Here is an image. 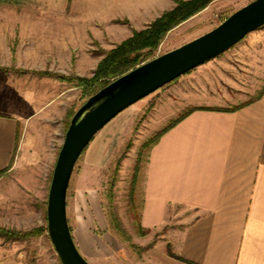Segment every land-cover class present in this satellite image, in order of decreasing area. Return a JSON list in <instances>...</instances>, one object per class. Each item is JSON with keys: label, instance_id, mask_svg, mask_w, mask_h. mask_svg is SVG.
I'll return each instance as SVG.
<instances>
[{"label": "rangeland", "instance_id": "1", "mask_svg": "<svg viewBox=\"0 0 264 264\" xmlns=\"http://www.w3.org/2000/svg\"><path fill=\"white\" fill-rule=\"evenodd\" d=\"M253 1H213L168 32L153 58L210 32ZM173 7L171 0H0V112L18 119L13 162L0 174V229L9 235L0 237V264H61L47 235L46 205L64 134L90 98L76 80L89 79L106 52ZM72 28L74 39L63 40ZM220 56V64L185 79L188 90L208 93L203 102L228 105L241 92L248 101L263 95L264 26ZM182 76L146 97H152L150 105L101 167L87 162L97 143L74 166L66 214L74 244L89 264H138L148 246L167 235L148 236L138 228L150 151L143 146L164 128H158L163 116L154 108L178 93L170 86ZM192 108L187 102L168 123ZM166 251L174 256L169 246Z\"/></svg>", "mask_w": 264, "mask_h": 264}, {"label": "crops", "instance_id": "2", "mask_svg": "<svg viewBox=\"0 0 264 264\" xmlns=\"http://www.w3.org/2000/svg\"><path fill=\"white\" fill-rule=\"evenodd\" d=\"M74 31L62 39L73 40ZM221 60L219 55L182 76L170 86L178 93L154 108L163 116L158 128L187 102L201 109L164 133L148 153L138 228L148 236L167 235L148 246L138 264H264V93L237 108L250 99L246 93L230 105L206 103L201 95L208 93L183 83ZM150 101L134 103L94 136L87 146L91 151L97 143L88 152L90 166L101 167ZM17 120L0 112V172L12 164Z\"/></svg>", "mask_w": 264, "mask_h": 264}, {"label": "water", "instance_id": "3", "mask_svg": "<svg viewBox=\"0 0 264 264\" xmlns=\"http://www.w3.org/2000/svg\"><path fill=\"white\" fill-rule=\"evenodd\" d=\"M263 26L264 0H254L210 32L113 80L76 111L55 162L46 205L47 235L61 264H89L74 244L66 197L74 166L94 136L134 103L221 55Z\"/></svg>", "mask_w": 264, "mask_h": 264}, {"label": "trees", "instance_id": "4", "mask_svg": "<svg viewBox=\"0 0 264 264\" xmlns=\"http://www.w3.org/2000/svg\"><path fill=\"white\" fill-rule=\"evenodd\" d=\"M171 1L174 4L172 9L163 12L158 18L148 24L145 28L139 31H133L132 35L128 39L115 46V48L112 50L106 52L98 62L94 72L92 73V76L89 79L76 80V86L83 89L84 98L87 99L91 97L113 80L149 61L151 58H153L159 45L164 40L168 32L187 21L191 17L195 16L204 10L210 3L216 0ZM256 99L257 98L241 104L237 108L247 105ZM237 108H233L232 110ZM199 109L201 108H192L181 113V115H179L160 132H158L146 146H143V148L148 147L151 149L164 133L170 130L182 119L190 115L193 111ZM4 171L0 172V174H2ZM3 232L4 231L0 229V237H3L4 235V237H9L8 234Z\"/></svg>", "mask_w": 264, "mask_h": 264}]
</instances>
